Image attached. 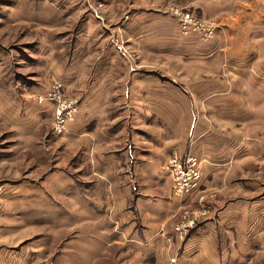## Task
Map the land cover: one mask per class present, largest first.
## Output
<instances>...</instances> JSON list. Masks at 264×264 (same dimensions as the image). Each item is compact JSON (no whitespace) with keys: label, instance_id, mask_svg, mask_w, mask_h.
<instances>
[{"label":"rangeland","instance_id":"obj_1","mask_svg":"<svg viewBox=\"0 0 264 264\" xmlns=\"http://www.w3.org/2000/svg\"><path fill=\"white\" fill-rule=\"evenodd\" d=\"M122 2L0 0V264H113V255L93 262L104 252L101 232H107L108 224L104 216L97 224L92 207L76 202L71 178L69 185L61 179V193L44 185L42 192L32 194L30 187L42 185L52 171H75L80 152H75V141L61 137L77 136L82 113L89 133L99 129L115 142L126 137L125 96L117 77L138 66L122 47ZM108 3L113 10L106 9ZM206 18L217 27L216 18ZM128 79L134 91L133 73ZM55 83L83 106L61 135L52 130V107L36 99ZM259 154L240 159L242 154L216 176L207 171L204 178L202 171L206 185L200 186L203 198L198 204L204 213L180 240L173 231L181 211L177 209L171 217L173 253L158 264L169 256L177 258L186 237L198 231L205 239L199 264H264V157ZM151 171L143 195L171 196L169 175ZM152 181L160 183V191L152 189ZM195 203L196 198L189 207Z\"/></svg>","mask_w":264,"mask_h":264},{"label":"crops","instance_id":"obj_2","mask_svg":"<svg viewBox=\"0 0 264 264\" xmlns=\"http://www.w3.org/2000/svg\"><path fill=\"white\" fill-rule=\"evenodd\" d=\"M122 1V47L138 66L117 77L125 96L126 137L115 142L100 135L99 129L89 133L82 113L76 122L77 136L61 137L75 141V152H80L71 172L75 178L68 171H52L43 186L30 188L35 194L47 185L49 191L61 193V179L69 185L71 178L76 202L92 207L97 224L104 216L108 224L107 232H101L104 252L93 262L113 255V264H158L173 253L171 217L179 202L165 194L160 199L143 195L146 182L152 180L148 176L155 172L152 168L165 173L163 165L172 152L190 153L202 161L205 178L207 171L216 176L242 154L240 159L259 153L264 157V4L257 0ZM110 4L106 9L113 10ZM170 4L216 18L214 38L201 42L179 36L175 20L166 12ZM131 73L136 79L134 91L129 85ZM91 106L95 109V104ZM154 181L152 189L160 191L162 186ZM203 237V231L186 237L177 264H199Z\"/></svg>","mask_w":264,"mask_h":264},{"label":"built area","instance_id":"obj_3","mask_svg":"<svg viewBox=\"0 0 264 264\" xmlns=\"http://www.w3.org/2000/svg\"><path fill=\"white\" fill-rule=\"evenodd\" d=\"M167 13L175 20L178 35L194 38L201 42L211 41L215 36L216 23L213 19L190 13L175 5L167 7ZM39 103L46 102L52 106V130L55 134H64L69 125L79 114L80 104L76 98L62 92V84L55 83L44 93L36 97ZM192 120L195 114L191 112ZM202 161L194 154L170 155L163 165V171L170 177L171 196L179 202V218L173 225L177 238L182 240L189 229L200 221L204 208L198 203L202 185ZM196 198L195 206L189 207ZM162 264H177L176 256L167 257Z\"/></svg>","mask_w":264,"mask_h":264}]
</instances>
